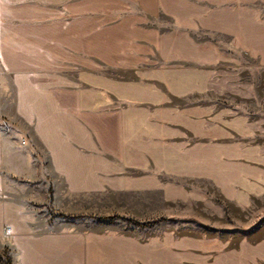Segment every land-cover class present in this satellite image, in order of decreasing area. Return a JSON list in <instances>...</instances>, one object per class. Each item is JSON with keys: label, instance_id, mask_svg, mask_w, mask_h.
Wrapping results in <instances>:
<instances>
[{"label": "crops", "instance_id": "0c3cea01", "mask_svg": "<svg viewBox=\"0 0 264 264\" xmlns=\"http://www.w3.org/2000/svg\"><path fill=\"white\" fill-rule=\"evenodd\" d=\"M0 243L264 264V0H0Z\"/></svg>", "mask_w": 264, "mask_h": 264}, {"label": "rangeland", "instance_id": "374dc122", "mask_svg": "<svg viewBox=\"0 0 264 264\" xmlns=\"http://www.w3.org/2000/svg\"><path fill=\"white\" fill-rule=\"evenodd\" d=\"M245 64L248 65V68L246 70H234V71H226L223 73V78L220 77L217 83L215 82L214 87L216 91L220 92V82L221 81H237V80H244L246 82H251L254 79L258 78V70L254 68V62L250 60H246ZM227 91H232L231 86L226 89ZM49 212H41L38 216V225L41 227L44 225V223L47 222H52L55 217H59L60 219H63L64 216L60 215H55L54 213H51L52 215H46ZM113 224H123L129 226L131 223L130 222H123V221H117L116 219H111ZM119 222V223H118ZM0 264H13V251L12 249L7 245L0 243Z\"/></svg>", "mask_w": 264, "mask_h": 264}, {"label": "built area", "instance_id": "2783aa9c", "mask_svg": "<svg viewBox=\"0 0 264 264\" xmlns=\"http://www.w3.org/2000/svg\"><path fill=\"white\" fill-rule=\"evenodd\" d=\"M8 230H9V228H8Z\"/></svg>", "mask_w": 264, "mask_h": 264}]
</instances>
